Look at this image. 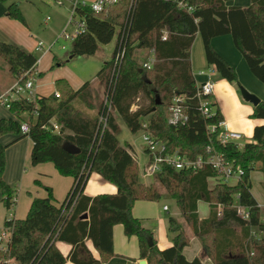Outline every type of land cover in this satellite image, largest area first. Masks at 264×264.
<instances>
[{
  "label": "trees",
  "instance_id": "16d2710c",
  "mask_svg": "<svg viewBox=\"0 0 264 264\" xmlns=\"http://www.w3.org/2000/svg\"><path fill=\"white\" fill-rule=\"evenodd\" d=\"M226 1L116 0L101 12L76 3L74 10L84 18L86 30L73 39L72 56L92 55L100 45L111 42L115 35L117 38L112 58L95 76L105 96L99 97L89 80L73 89L60 78L55 81L58 98L36 94L10 102L12 116L0 118V136H28L32 142L30 162H51L61 175L72 178V184L61 202L55 201L47 186L45 196L32 198L24 218H4L3 230L10 235L6 247H0V264L104 263L114 256L115 224L123 226L126 236L137 237L139 258L146 264H203L198 257L188 260L184 256L189 240L174 216L168 217L172 245L159 249L155 231L142 227L131 213L134 201H156L160 193L153 184L140 181L132 147L118 140V118L131 132L147 131L165 144L167 152L177 149L196 158L207 156L211 147L242 168L235 183L216 182L213 187L207 182L215 175L211 167L192 172L163 165L155 176L175 200L213 264H264V220L250 180L251 171H260L264 192V124L255 126L252 140L241 147L233 142L221 144L216 132L207 129L222 119L221 113L215 103L214 114L201 113L191 69V47L199 33L208 65L222 78L236 82L234 68L211 44L213 37L229 34L250 72L264 84V0H250L247 6H227ZM5 14L25 22L15 2L7 5ZM164 31L166 38L162 39ZM137 49L152 51L154 61L149 68L135 58ZM118 52L123 54L116 60ZM0 57L20 84L33 73L37 62L33 53L4 41H0ZM176 94L185 96L187 121L181 125L170 123L169 104ZM105 97L111 104L109 111ZM140 98L146 103L141 104ZM100 116L105 117V124ZM252 116L264 119V101L254 106ZM52 118L62 124L59 132L45 128ZM21 122L28 124V132L21 133ZM67 142L79 152L67 151L63 147ZM6 147L0 142V191L1 201L9 209L14 189L3 179ZM92 172L113 183L117 191L86 195L84 187ZM199 200L210 207L206 218H199ZM235 203L249 211L248 219L237 215ZM83 214L87 217L82 218ZM253 228L261 233L259 238L252 235ZM87 239L98 251V259L86 248ZM56 241L72 245L68 255L60 252Z\"/></svg>",
  "mask_w": 264,
  "mask_h": 264
},
{
  "label": "rangeland",
  "instance_id": "374dc122",
  "mask_svg": "<svg viewBox=\"0 0 264 264\" xmlns=\"http://www.w3.org/2000/svg\"><path fill=\"white\" fill-rule=\"evenodd\" d=\"M15 1L19 2V8L24 16L25 22L9 17L8 20H11V23L8 25V32L14 36H8V40L6 41L13 42L15 39L14 37L19 40L23 39L25 44L22 47L32 51L36 57H38V54L34 50V47L40 41H43L46 47L51 46V50L41 58L42 63L38 68V75L36 76L37 82L42 83V91L39 93L48 97L58 98L55 81L59 78L65 79L72 88L77 89L84 80L91 79L97 73L103 64L102 62L108 60L110 55L112 56L117 39L116 35L111 42L100 45L98 51L93 55L78 56L72 60H67L73 40L65 39L63 37L57 38V36L64 28H66L67 33L72 32L73 26L67 23L74 5V0H64L62 5L55 4L50 0ZM82 1L88 5L96 0H80V2ZM239 1L244 3L249 0ZM47 17H49V21L45 23V19ZM198 38L200 44H202L200 36H198ZM195 41L196 39L194 38L192 46L195 44ZM201 47L203 48L202 45ZM201 50L203 52V49ZM235 50L238 54H241L236 47ZM241 56L243 58L242 63L245 68L249 70L242 54ZM107 57L108 59H106ZM135 58L140 62V64H142L145 60H147L148 54L144 51V49H137L135 50ZM5 66L6 64L4 60L0 57V70L2 71ZM205 70H209V68L206 67ZM234 70L237 76L235 84L238 87L243 86L238 78L240 75V77L244 80V74L242 71L243 67H239V73L235 68ZM195 73H197V70ZM79 79L82 80L79 81ZM91 85L95 93H97L99 97L104 98L105 95L103 93V87H98L95 82ZM251 93L255 94L254 92ZM144 102L145 101L140 98V103L143 104ZM0 111L5 112L6 115L10 113L8 107L2 104V102H0ZM84 111L91 112V110L88 109H84ZM252 118L253 120H259L253 116ZM118 123L121 128L120 133L118 134V140L121 144L126 145L129 143L134 148L140 172V166H142L144 162L148 161L142 139L145 131L140 129L137 132H131L121 118H118ZM10 138L11 134L9 133L0 136V140L4 143L9 141ZM240 142L241 144H244L243 139H241ZM29 143L30 140L28 137H24L14 144L9 145L6 149V167L3 172V179L10 185L11 188L14 189L13 198H15V202L13 206L7 209L1 201L0 191V232L3 230L4 217L16 216V218H24L28 211L31 202L30 200H32V198L36 195L45 196L47 194L45 187H51V194L57 200H61L66 193V190H64V183L68 182V176L61 175L51 162H43L33 165L30 162L28 155ZM139 179L140 181L145 182V184L147 183V180L153 181L154 184H151H153L159 191L160 198L156 201H134L131 213L133 214L137 212L140 215L146 214L149 216L148 219L155 218V214L158 212L161 213V215H164L165 222H167V233L170 238L172 237V234L168 230V217L174 216L180 224L181 231L184 236L188 240L190 237H193L194 234L190 225L181 215L175 200L167 193L159 180L157 178L153 180L151 176L142 177L141 173H139ZM250 180L252 194L260 204H263L264 194L260 183L262 180V173L258 170L251 171ZM234 182V179H230L228 184ZM163 204H166L169 208L167 212L162 210ZM198 214L199 216L204 217H207L209 214V206L204 200L198 201ZM260 216L264 217V212L260 211ZM1 245H4V239L0 242V246ZM9 262L12 263V261Z\"/></svg>",
  "mask_w": 264,
  "mask_h": 264
},
{
  "label": "crops",
  "instance_id": "0c3cea01",
  "mask_svg": "<svg viewBox=\"0 0 264 264\" xmlns=\"http://www.w3.org/2000/svg\"><path fill=\"white\" fill-rule=\"evenodd\" d=\"M77 1L80 2V0H77ZM10 2H15L19 6V2L15 1V0H0V26H1L0 27V41H4V42H7L6 40H8V36H10V35L14 36L13 34H10L8 32V25H9V23H11V20H8L9 17L5 14L6 7ZM249 3H250V0L246 1L244 3H241L239 0H227L225 2V4L227 6H247ZM48 21H49V17H47L45 19V23H47ZM196 35L200 36L199 33H197ZM196 35H195V39H196L195 44L191 47V69H192V73L194 75L195 81L197 83H202L206 79V72H207V70H205L206 67L210 68L211 66L208 65V63L205 59L204 49L201 47V45L203 46V44H200L199 38ZM14 38H15L14 41L9 42V43H13L16 45L19 44L21 46H19V45L18 46L23 48L22 46L25 44V41L23 39L19 40L16 37H14ZM200 38H201V36H200ZM201 41H202V39H201ZM40 42H42L41 49H37V46L39 43L36 44V46L34 47V50L38 54V57H36L37 62H36V65L34 67V73H35L34 91L36 94L43 95V94L39 93L40 91H42V83L37 82L36 76L38 75V68L40 67V65L42 63L41 58L48 51L51 50V46L46 47L44 45L43 41H40ZM211 44H212L213 48L237 71H238L239 67H243L242 71L244 74V80L240 77V75L238 76V78H239L240 83L244 87L243 86L238 87L235 84V82H230V81L222 78L218 72L215 73V75L213 76L214 86H213L212 101H213V103H215V106L219 109L221 116H222V119L225 121L227 127L230 130H233V131L240 133L242 135L243 143L250 142L252 140L251 138H252L253 130H254L255 126L262 125L264 121H263V119L253 120L251 114L253 112L254 105L249 101L243 100L242 95H240L241 94L240 88H245L249 92H254L257 95V97L260 99V101L261 100L264 101V84L261 83L257 78H255L253 76V74H251L249 72V70H247L245 68L244 64L242 63L243 58H242L241 54H238V52H236L235 47L233 45L232 38L229 34L213 37V39L211 40ZM98 49H97V51H98ZM201 49H203V52ZM24 50L33 53L30 50H27V49H24ZM144 51L148 54V58H150L153 55L152 51L150 49L144 50ZM200 55H201V57H200ZM83 56H85V55H83ZM112 56H113V54H112ZM112 56L110 55L109 59H111ZM75 57H78V56H72L70 54V51H69V55H68L67 60H72ZM106 59H108V57ZM104 62H102V63H104ZM196 70H197V73H195ZM238 73H239V71H238ZM95 76H96V74L91 79H87V80H89L91 82V84L95 82V84H97L98 87H101L100 82L97 80V78ZM82 78H84V77H82ZM80 80H82V79H79V81ZM87 80H84L82 82V84ZM15 81L16 80L14 79V77L9 73L7 65L5 66V68H3L2 71L0 70V96L2 94H4L7 90H9V88L12 87V85L15 83ZM43 96H46V95H43ZM10 116H12L11 112L6 115L5 112L0 111V118L1 117H10ZM24 137H28V136H19L18 137V136L11 134V138L9 139V141L4 143L0 140V142L2 144H6L7 145L6 149H7L9 147V145L14 144L15 142L19 141L20 139H22ZM28 139L30 140L29 137H28ZM244 140H245V142H244ZM127 144H129V143H127ZM31 145H32V142L30 140L29 147H28V155L30 153ZM6 149H5V165H6ZM132 149L134 151L133 147H132ZM134 153L136 155L135 151H134ZM147 162L148 161L144 162L143 165L140 166L141 170H143V168H145V165ZM4 170H5V168H4ZM68 178H69L68 182L64 183V186H65L64 190H66L64 197L66 196V194H67V192H68V190L72 184V178L69 176H68ZM151 178H153V180H154L156 178V176L155 175L151 176ZM215 180L216 179L214 177H209L207 180L208 186L213 187V185L216 183ZM151 183H153V181L147 180L146 184H151ZM231 184H233V183H231ZM116 191H117V188L113 183H109V181L102 178L98 173L92 172L90 174L89 178L87 179V182L85 184L83 192L86 195L95 196L97 194H102V193H115ZM263 194H264V192H263ZM36 196H44V195H36ZM64 197L61 200H57L54 197L53 198L55 199L56 202L59 203L64 199ZM257 202H258V200H257ZM164 205H166V204H163L162 210L167 212L169 210V208L167 207V209H164ZM209 211H210V207H209ZM197 212H198V202H197ZM159 214H160V216H159ZM133 216L140 219V223H141L142 227L155 231L156 238H157V246L159 249H164V248L172 245V237L170 238L168 236L167 222H165L164 215H161V213L158 212L155 214V216H156L155 218H151L152 220L148 219L149 216H147L146 214L140 215L137 212L133 213ZM14 217L16 218V216H14ZM199 218H206V217L199 216ZM261 218H263V217L261 216ZM253 231L255 232V235H256L255 238H259L261 236V233L259 231H257L256 229L253 228ZM112 234H113L114 256H112L109 260H107L106 262L101 263V264H139V261L141 259L139 258V248H138L137 237L135 235L126 236L123 232V226L121 224H115L113 226ZM172 236H173V234H172ZM55 244L64 256L68 255L72 249V245H70L69 243L64 242V241H56ZM85 246L94 258H96V259L99 258V253L94 248V246L90 240H88V239L85 240ZM183 254L188 260H191L194 257H198L201 259L203 264H213L211 259L206 256L205 252L203 251V248L201 246L200 241L198 240V238L195 235H193V237L189 238L188 245L183 248ZM63 264H75V263L68 260Z\"/></svg>",
  "mask_w": 264,
  "mask_h": 264
},
{
  "label": "built area",
  "instance_id": "2783aa9c",
  "mask_svg": "<svg viewBox=\"0 0 264 264\" xmlns=\"http://www.w3.org/2000/svg\"><path fill=\"white\" fill-rule=\"evenodd\" d=\"M51 2L62 5L64 0H50ZM116 0H96L88 6L94 12H101L104 10L105 6L114 2ZM79 2L77 0L74 1V5L68 20L67 24H71L73 26V30L71 33L66 32V28L62 30V32L57 36L63 37L65 39L73 40L79 34L85 32L86 24L84 18L78 16L74 7L76 3ZM85 4L84 2H81ZM166 38V32L164 31L162 39ZM42 42H39L37 49H41ZM123 52H118L115 55V59L118 60L122 56ZM154 61L153 55L150 58H147L142 63L143 67L149 68ZM216 69L211 66L209 70L206 72V79L202 83L195 84L196 86V95L199 99V110L204 116H210L213 113L214 106L212 101L213 95V86L214 80L213 76L216 73ZM35 86V73H31L28 75L27 79L23 84H20L18 81L12 85L9 90H7L4 94L0 96V102L5 104L7 107L10 102L14 99H20L21 96H27L29 98H34L36 95L34 91ZM58 95V93H57ZM184 94H176L172 97L171 102L169 104L170 110V123L172 125H181L187 121V115L184 111ZM107 110L111 109L110 101L105 97L104 100ZM100 121L105 124V117L100 116ZM145 126V125H144ZM62 124L59 123L55 118L50 120L46 129H50L53 132H59ZM209 133H215L217 135V140L221 144H225L228 142H233L238 144L240 147L244 144H241L240 140L242 139V135L236 131L230 130L225 121L221 119L217 124H212L207 126ZM29 130V126L26 122H21L20 131L21 133H26ZM145 131V130H144ZM143 143L144 150L146 155L148 156V162L145 165V168L140 171L142 177L154 176L156 175L162 168L163 165L171 166L176 170H191L192 172H196L199 169L204 167H211L215 171V175L213 176L216 182H224L228 183L230 179H234L235 182L240 179L243 174L242 168L239 166H235L232 161L227 160L221 153L215 152L211 147L207 148V152L209 153L207 156H197L196 158H189L185 154L180 153L177 149L172 152H167L165 144L154 139L147 131L143 134ZM15 202V198H12V206ZM234 207L236 208L237 215L243 219H248L250 217L249 211L239 203H235ZM257 207L261 212H264V203L260 204L257 202ZM164 209H167V206L164 205ZM218 214H221L220 206L217 208ZM264 220V217L261 218ZM10 232L8 230L0 232V242L4 239V245H1V248L6 247V242L9 238ZM252 235L255 237V232L252 231Z\"/></svg>",
  "mask_w": 264,
  "mask_h": 264
},
{
  "label": "water",
  "instance_id": "95a60500",
  "mask_svg": "<svg viewBox=\"0 0 264 264\" xmlns=\"http://www.w3.org/2000/svg\"><path fill=\"white\" fill-rule=\"evenodd\" d=\"M240 92H241V95H242L243 99L246 100V101L251 102L254 106L257 105L260 102V99L255 94L249 92L247 89L240 88ZM158 101L159 100L157 99V102ZM152 110H154V108H152ZM63 147L67 151H69L71 153H77V152H79V148H77L75 145H73L71 143H68V142L65 143L63 145ZM81 217L82 218H86L87 217V214H83ZM139 264H146V260L145 259H141L139 261Z\"/></svg>",
  "mask_w": 264,
  "mask_h": 264
}]
</instances>
